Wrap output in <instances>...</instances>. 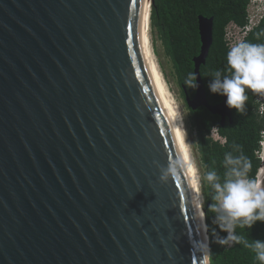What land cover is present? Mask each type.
<instances>
[{"label": "water", "instance_id": "water-1", "mask_svg": "<svg viewBox=\"0 0 264 264\" xmlns=\"http://www.w3.org/2000/svg\"><path fill=\"white\" fill-rule=\"evenodd\" d=\"M146 1L0 0V264H204L199 189L186 169L158 179L182 155L142 51ZM198 31L185 104L231 124L200 75L213 19Z\"/></svg>", "mask_w": 264, "mask_h": 264}, {"label": "trees", "instance_id": "trees-1", "mask_svg": "<svg viewBox=\"0 0 264 264\" xmlns=\"http://www.w3.org/2000/svg\"><path fill=\"white\" fill-rule=\"evenodd\" d=\"M247 5L248 0H153L150 28L154 37L162 44L183 99L184 91L190 98L195 92L185 86V80L188 73L194 72L193 59L200 53L198 17L213 19L212 45L205 64L200 67V75L208 103L216 105L220 103L222 96L211 93L208 83L214 78L216 71H220L222 76L231 75L227 63L229 50L225 38L226 29L230 24L238 27L246 25ZM244 41L264 44V19ZM246 95L248 99L245 112L237 114L232 109V123L226 121L223 126L220 125V118L205 108L200 107L195 111L187 108L191 129L196 133L194 149L201 172L200 193L209 239L210 264H261L256 253L246 244L264 240V222L257 221L251 229L237 225L234 231L241 242L219 244L217 241L227 234L219 230L214 223V213L208 209V205L214 201L212 189L204 179L208 171L214 170L223 182L226 172L225 154L231 153L234 157L243 156L247 159L250 164L247 176L257 181L262 165L259 154L263 142L264 116L260 114V104L256 101L257 93L247 90ZM213 130L223 143L211 137Z\"/></svg>", "mask_w": 264, "mask_h": 264}, {"label": "clouds", "instance_id": "clouds-1", "mask_svg": "<svg viewBox=\"0 0 264 264\" xmlns=\"http://www.w3.org/2000/svg\"><path fill=\"white\" fill-rule=\"evenodd\" d=\"M227 63L231 75L222 76L220 71H216L208 83V89L213 94L226 97V107L242 114L246 110L247 90L264 94V44L238 42L228 51ZM196 81L197 74L190 72L185 86L195 90L198 87ZM224 165L226 172L223 182L214 170L208 171L204 177L212 189L214 201L208 205V209L214 213V223L219 230L227 234L217 241L221 245L241 242L234 231L237 225L251 229L257 221L264 222V186L248 178L250 164L247 159L226 153ZM186 166V157L180 155L166 165L157 164L159 181L168 182ZM246 246L251 247L257 260L264 264V240H254ZM201 251L204 264H208L210 250L203 245Z\"/></svg>", "mask_w": 264, "mask_h": 264}, {"label": "rangeland", "instance_id": "rangeland-1", "mask_svg": "<svg viewBox=\"0 0 264 264\" xmlns=\"http://www.w3.org/2000/svg\"><path fill=\"white\" fill-rule=\"evenodd\" d=\"M151 29V28H150ZM150 37L152 41V51H153V56L155 59V62L158 66V69L160 71V74L165 82V85L169 91V94L172 97V101L175 104V107L177 109V112H179V119H180V131L181 134L183 135V140L184 143L186 144L189 151V156L191 159V162L193 163L194 169L196 170V176H197V181H198V189H199V196H200V201H201V193H200V175L201 172L199 170V167L197 165V154L194 149V144L196 142V133L191 129V125L189 122V111L187 109V106L185 104V100L182 97L181 89L176 83V79L173 75V72L171 70V65L169 63V60L164 54V50L162 47L161 42L154 37L152 34V31H150ZM264 109V105H263ZM264 112V111H263ZM264 116V114H263ZM211 137L219 141L220 143H223L222 139L215 134L214 131L211 133ZM260 161L262 163L261 168L259 170V173L257 175V183L264 186V135H263V142L261 144V152L259 154Z\"/></svg>", "mask_w": 264, "mask_h": 264}, {"label": "bare ground", "instance_id": "bare-ground-1", "mask_svg": "<svg viewBox=\"0 0 264 264\" xmlns=\"http://www.w3.org/2000/svg\"><path fill=\"white\" fill-rule=\"evenodd\" d=\"M149 0L146 1L145 3V9H144V18H143V25H142V51L144 54L145 61L148 65V68L150 70V73L153 77V80L157 86V91L159 94V97L161 99L162 104L164 105L171 122L173 124L176 137L178 140V144L180 147L181 155L182 157H186V172L189 177L190 185L192 187V190L196 193L198 190V179H197V174L196 170L194 169L193 163L191 162L190 156H189V151L186 144L184 143L185 140H183V135L181 134L182 129H180V119H179V112H177V109L174 104V100L172 101V97L169 94V91L165 85V82L160 74V71L158 69V66L155 62L154 56H153V51H152V41H151V35H150V22H149V13H150V7H149ZM200 185V183H199ZM200 197V196H199ZM196 204V207L199 208V205ZM198 210V224L200 227V230L202 232V235H204L205 238V227H204V222H203V215L201 214V211ZM206 239V238H205Z\"/></svg>", "mask_w": 264, "mask_h": 264}, {"label": "built area", "instance_id": "built-area-1", "mask_svg": "<svg viewBox=\"0 0 264 264\" xmlns=\"http://www.w3.org/2000/svg\"><path fill=\"white\" fill-rule=\"evenodd\" d=\"M263 19L264 0H248L246 8V25L244 27H238L234 24H230L226 29L225 38L228 50L238 42L244 41L247 35L255 29ZM256 101L260 104V114L263 115L264 94L257 93ZM213 131L217 134L215 130Z\"/></svg>", "mask_w": 264, "mask_h": 264}, {"label": "flooded vegetation", "instance_id": "flooded-vegetation-1", "mask_svg": "<svg viewBox=\"0 0 264 264\" xmlns=\"http://www.w3.org/2000/svg\"><path fill=\"white\" fill-rule=\"evenodd\" d=\"M258 26H259V25H258ZM258 26H257V27H258ZM257 27H256V28H257ZM253 30H254V29H253Z\"/></svg>", "mask_w": 264, "mask_h": 264}]
</instances>
